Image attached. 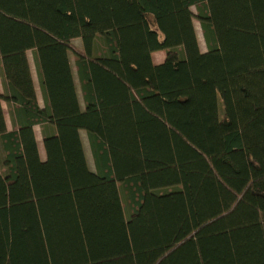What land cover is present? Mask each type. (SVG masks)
I'll return each mask as SVG.
<instances>
[{
	"label": "trees",
	"instance_id": "trees-1",
	"mask_svg": "<svg viewBox=\"0 0 264 264\" xmlns=\"http://www.w3.org/2000/svg\"><path fill=\"white\" fill-rule=\"evenodd\" d=\"M0 66V264H264V0H0Z\"/></svg>",
	"mask_w": 264,
	"mask_h": 264
},
{
	"label": "crops",
	"instance_id": "crops-1",
	"mask_svg": "<svg viewBox=\"0 0 264 264\" xmlns=\"http://www.w3.org/2000/svg\"><path fill=\"white\" fill-rule=\"evenodd\" d=\"M157 54L163 55L162 53H157ZM27 55H28V60H29V65H30V71L32 74L33 82H34V87H35L36 94H37L38 104L41 108H44L45 107V101H44V96H43V92L41 89L40 77H39V72H38V68H37L35 54L33 51H28ZM159 57L160 58H158L157 62L156 63L154 62L156 65L163 63L165 60V57L164 58H161L162 56H159ZM72 65H73V63H72ZM75 75H76V73H75ZM76 82H78L77 77H76ZM0 93L2 95L6 94V88H5L4 81H3V74H2L1 66H0ZM79 100H80V104H81L82 108H84V102H83V99H82L80 92H79ZM2 108L4 111L5 121H6V126H7L8 131H14L18 127V125L16 123L18 121H17V118L15 116V111H14L15 105H13L12 103L9 104L6 101H3L2 102ZM38 128H40L41 134L38 133ZM35 132H36V138L38 141L40 154H41V157L43 158L42 153H41V146H43L42 128L39 126H36ZM83 132H85V131H81V136H82ZM0 157H3L1 152H0Z\"/></svg>",
	"mask_w": 264,
	"mask_h": 264
},
{
	"label": "rangeland",
	"instance_id": "rangeland-1",
	"mask_svg": "<svg viewBox=\"0 0 264 264\" xmlns=\"http://www.w3.org/2000/svg\"><path fill=\"white\" fill-rule=\"evenodd\" d=\"M192 10L196 14V12H197L196 8H193ZM194 24H195L196 34H197V38H198V42H199V46H200L201 52L206 53L208 49H207V45H206V42H205V39H204V36H203V32H202L200 23L198 21H195ZM73 44H74L75 47H77L79 49L82 48L81 40H74ZM98 49L102 50L100 42H99V48ZM158 53H162L163 55H159L157 53L156 54L154 53L153 54V61L155 63L157 62L158 58H160L159 56H162L161 58H164V57L166 58V52L165 51L164 52H158ZM71 60H72L73 65H75L73 56H71ZM219 111H220V114L223 113V105H222L221 101L219 102ZM38 133L41 134L40 128H38ZM82 140H83L84 147H85V150H86V155H87V159H88V163H89L90 169H91V171L95 172L94 161H93L92 154H91V151H90L87 134L85 132L82 133ZM41 153H42L43 159H45V152H44V147L43 146H41ZM0 164H1V162H0ZM116 195H117V199H118L121 211H122V215H123L124 219H126L125 218V213H124V210H123L122 198L120 197L118 188H116Z\"/></svg>",
	"mask_w": 264,
	"mask_h": 264
}]
</instances>
